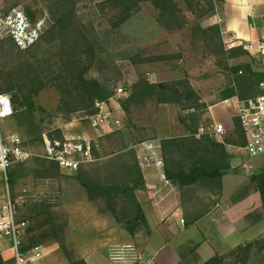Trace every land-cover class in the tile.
<instances>
[{"label":"rangeland","instance_id":"1","mask_svg":"<svg viewBox=\"0 0 264 264\" xmlns=\"http://www.w3.org/2000/svg\"><path fill=\"white\" fill-rule=\"evenodd\" d=\"M53 1L0 0V12L21 6L24 10L36 12L35 17L42 11H48L53 18ZM76 1L77 14L73 19V30L68 32V36L55 30L54 32L53 26L42 41L27 52L19 51L9 41L1 43L0 76L3 85L9 82L15 91L26 93L34 81L55 77L71 58V51H80L74 47L75 40L80 41L82 35L88 39L93 51L97 52V59L95 58L89 77L111 85L114 98L107 103L108 110L121 120V124L108 127L99 137L90 125L91 117L81 113L69 117L63 114L56 116L60 95L54 89L49 88L42 92L37 103L45 110V116L54 117L52 123L47 124V130L60 129L64 136H74L81 132L96 140L99 146L96 161L84 168L93 180L102 183L119 182L123 164L134 158L131 152L134 145L145 140H161L185 134L180 123L181 109L178 106L158 104L155 100H149L142 106L133 107L130 113L126 114L119 102L126 96H115L119 88L129 90L140 77L151 83L187 79L208 107L204 120L209 119L212 122L208 116L209 109L221 105L216 104L219 95L231 80L230 74L224 69L227 65L252 64L255 69L264 71L263 55L249 53L250 57L230 61L227 59L228 55L217 57L211 53L204 43L196 38L193 28L205 30L212 25H220L218 14L198 19L194 11L181 3L189 24L183 30L171 32L159 26L157 10L145 3L120 30H114L111 23L115 21L116 11L107 4V0ZM224 44L226 48H230L231 44L225 41ZM161 56L169 58L156 59ZM1 96L9 97L8 94H0ZM225 108H215V114L230 121L229 109ZM12 116L13 114L1 122L3 135L6 138L18 137L24 146L25 137L20 133L17 121ZM232 135L236 140L233 131L230 136ZM229 137H224L219 142L224 143ZM25 148L32 151L35 158H43V149L32 146ZM33 158L11 169L15 170L18 176L13 188L9 181L11 171H8L7 176L0 172V209L8 196L14 203L17 219L26 214L27 205L33 200L44 199L52 205L51 220L55 223L58 234L49 235L38 242V246L43 248L46 255L42 264H70V259L84 260L87 264H118V254L126 251V248L142 252L147 238L145 231L132 238L102 203L89 201L78 182L74 180L75 172L62 170L63 177L56 181L35 175ZM146 185L148 189L151 186L147 182ZM172 200V197L169 198L163 206L168 204L170 208ZM120 202L117 208L118 218L126 220L132 216V208L129 203ZM171 219L168 212L164 222ZM30 225L33 226V222ZM35 233L37 234V231ZM31 236L33 232L27 234V237ZM0 245L7 255L5 257L12 260L9 239L0 236ZM226 264H235V258Z\"/></svg>","mask_w":264,"mask_h":264},{"label":"trees","instance_id":"2","mask_svg":"<svg viewBox=\"0 0 264 264\" xmlns=\"http://www.w3.org/2000/svg\"><path fill=\"white\" fill-rule=\"evenodd\" d=\"M77 3L76 0L53 1L51 6L55 21L53 31L68 36V32L73 30ZM145 3L157 10L159 26L174 32L185 29L189 24L187 16L181 8V3L189 10L194 11L198 19H201L221 13L225 0H107V4L116 11L115 21L111 23L112 29L120 30L130 18L141 10V6ZM26 12L33 18L36 15V12H32L30 9H27ZM193 32L196 38L204 43L206 49L217 57L228 55L227 59L230 61L250 57L242 46L225 47L221 24L212 25L205 30L195 27ZM73 44L80 51H71V58L63 66V69L52 79L34 81L26 93L15 91L9 82L3 85L0 76V94H8L10 97L13 107L12 117L17 121L20 133L25 137L24 144L43 149V154L44 136L50 141L60 142H64L65 137L60 129L47 130V124L50 125L54 117L45 116V110L37 103L42 92L50 88L60 95V103L55 114L56 116L63 114L66 117L81 113L90 118L98 112L97 103H109L114 98V90L109 83L89 77L95 58L97 59V52L93 51L88 39L82 35L80 41L75 40ZM167 58L169 57L161 56L156 59ZM224 69L230 74L231 80L221 91L216 104L232 98L250 101L264 94V89L261 87L264 84L263 70L255 69L252 64L242 63L227 65ZM124 96L126 97L120 99L119 102L122 111L126 114H129L133 107L142 106L149 100H155L158 104L176 105L181 109L180 123L184 127L185 134L160 140L166 174L179 190L202 189L220 194L222 178L232 172L233 156L228 151V147H243L245 145L244 133L238 119L234 120L233 130V134L237 137L236 140L233 139V135L226 138L224 143L215 139L210 134L213 128L212 122L209 119L204 120V114L208 112V107L203 103L199 92L192 87L187 79L151 83L140 77L129 90L125 88ZM201 129H204L205 133L197 137ZM131 152L134 158L123 164L122 178L119 182L102 183L93 180L84 169L90 164L80 166L75 171L74 180L78 182L89 201L102 203L118 224L134 238L142 231H145L147 236L150 235V227L144 209L137 198V192H146L150 195V190L138 165L136 153L134 150ZM94 154L96 156V150ZM24 163L13 164L9 169L11 171L9 172V181L12 188L15 186L18 176L17 172L11 169ZM33 172L41 178L55 181L60 180L64 173L58 163L38 157L33 158ZM251 183H256L258 191L261 192L264 212V172L254 174L251 177ZM13 201L15 202L14 198ZM119 201H121L120 203H129L132 208V216L126 220L118 218ZM52 217V205L44 199L33 200L31 204L27 205L26 214L22 218H18L20 223L27 225L25 250L38 247V242L49 235L58 234L56 225L51 220ZM31 222H33V226L30 225ZM32 232L33 236L27 237V234L30 235ZM255 249L264 250V236L255 243L239 247L227 256L215 257L206 264H224L228 258L232 257L235 258V264H252ZM70 260V264H87L84 260ZM0 264H14V258L6 259L0 249Z\"/></svg>","mask_w":264,"mask_h":264},{"label":"crops","instance_id":"3","mask_svg":"<svg viewBox=\"0 0 264 264\" xmlns=\"http://www.w3.org/2000/svg\"><path fill=\"white\" fill-rule=\"evenodd\" d=\"M217 19L225 43L234 47L264 45V0H225ZM221 106L211 107L208 116L214 125H224V137H229L234 128V111L229 109L231 120H224L215 114V108ZM228 151L233 156L232 172L222 178L220 194L202 189L179 190L184 225L177 217L162 222L148 193H137L150 227L141 249L145 256L155 258L159 264H206L264 236L262 195L257 184L251 183L254 174L264 172V156L250 157L234 146ZM149 184L157 186L158 182ZM0 249L7 256L1 245ZM252 264H264V250L255 249Z\"/></svg>","mask_w":264,"mask_h":264},{"label":"built area","instance_id":"4","mask_svg":"<svg viewBox=\"0 0 264 264\" xmlns=\"http://www.w3.org/2000/svg\"><path fill=\"white\" fill-rule=\"evenodd\" d=\"M80 1V0H79ZM55 25V21L48 11H42L37 17L29 15L21 6L13 7L7 12H0V43L11 42L22 52L31 50L42 37ZM243 50L252 55L264 56V45L257 46L242 44ZM234 44L230 45L233 48ZM264 89V84L261 86ZM125 89L119 88L115 96L121 98ZM113 100V99H112ZM111 100V101H112ZM221 105L234 111L244 133L245 145L239 149L250 157L264 156V94L250 101H240L232 98L221 102ZM97 114L90 118L91 127L102 136L101 132L111 126H119L121 120L108 110L107 103H97ZM13 114L10 98L0 97V172L7 176L13 164L24 163L35 155L26 149L18 137L6 138L3 135L1 122ZM205 133L199 131L197 137ZM226 128L222 124H216L210 134L218 141L225 136ZM65 137V136H64ZM98 137V138H99ZM43 158L56 162L63 171L75 172L80 166L96 161L95 150L98 143L88 134L79 132L67 138L64 142L50 141L44 136ZM231 148V146H229ZM132 150L136 153L138 165L147 183L158 182L149 187V199L160 213L164 221L170 212L171 217H177L181 225L185 224L182 216L183 210L180 203L179 189L168 178L165 171V162L162 157L160 140H145L134 145ZM173 198L171 207L163 206L169 198ZM14 203L11 197L3 203L0 209V236L9 239L14 264H42L45 259L43 248L34 247L25 250L26 223H20L16 218ZM166 207V208H165ZM118 264H159L155 258L147 257L142 252H135L130 247L120 252L117 258Z\"/></svg>","mask_w":264,"mask_h":264}]
</instances>
